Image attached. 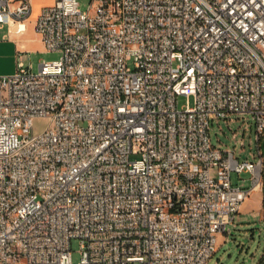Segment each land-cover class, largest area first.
Segmentation results:
<instances>
[{"label":"built area","instance_id":"obj_1","mask_svg":"<svg viewBox=\"0 0 264 264\" xmlns=\"http://www.w3.org/2000/svg\"><path fill=\"white\" fill-rule=\"evenodd\" d=\"M35 28L60 58L0 75V264H207L264 190V0H56ZM232 115L253 161L212 142Z\"/></svg>","mask_w":264,"mask_h":264},{"label":"rangeland","instance_id":"obj_2","mask_svg":"<svg viewBox=\"0 0 264 264\" xmlns=\"http://www.w3.org/2000/svg\"><path fill=\"white\" fill-rule=\"evenodd\" d=\"M80 9L88 11L91 0H78ZM56 0H34L32 2V18L40 15L43 8L53 6ZM37 32V31H36ZM28 38L36 37L33 31ZM60 58V54L49 52L40 43L31 47L13 52L5 62L0 64V71H12L19 69L23 61L25 68L39 71L41 62H53ZM181 105L186 104L187 97L179 98ZM194 104V98H190ZM37 127L42 128V123L37 122ZM212 142L214 146L222 150L235 151L236 157L241 161L252 160L257 152V133L255 124L249 115H232L227 120H214L211 127ZM139 156H132V160ZM251 174L232 173L234 185L244 184L250 186ZM245 180V181H244ZM230 232L218 235V249L207 264H262L264 261V190L255 192L244 204L241 212L234 222L229 225ZM72 260L79 264L82 258L81 243L73 240L71 244Z\"/></svg>","mask_w":264,"mask_h":264},{"label":"crops","instance_id":"obj_3","mask_svg":"<svg viewBox=\"0 0 264 264\" xmlns=\"http://www.w3.org/2000/svg\"><path fill=\"white\" fill-rule=\"evenodd\" d=\"M37 18L38 17L32 18V16H30L29 19L22 23H12L3 27L0 36V64L5 62L13 52L27 49L35 43H40L45 49L41 36L36 32L35 23ZM31 31L35 33L36 37H27ZM21 63L24 64L23 61ZM11 73L13 72L0 71V75H8Z\"/></svg>","mask_w":264,"mask_h":264},{"label":"bare ground","instance_id":"obj_4","mask_svg":"<svg viewBox=\"0 0 264 264\" xmlns=\"http://www.w3.org/2000/svg\"><path fill=\"white\" fill-rule=\"evenodd\" d=\"M257 191H259V192H260V191H261V189H260V188H257V189L255 190V192H257ZM255 192H254V194H255Z\"/></svg>","mask_w":264,"mask_h":264},{"label":"water","instance_id":"obj_5","mask_svg":"<svg viewBox=\"0 0 264 264\" xmlns=\"http://www.w3.org/2000/svg\"><path fill=\"white\" fill-rule=\"evenodd\" d=\"M263 149H264V143H263ZM262 264H264V262Z\"/></svg>","mask_w":264,"mask_h":264},{"label":"trees","instance_id":"obj_6","mask_svg":"<svg viewBox=\"0 0 264 264\" xmlns=\"http://www.w3.org/2000/svg\"><path fill=\"white\" fill-rule=\"evenodd\" d=\"M264 262V261H263Z\"/></svg>","mask_w":264,"mask_h":264}]
</instances>
